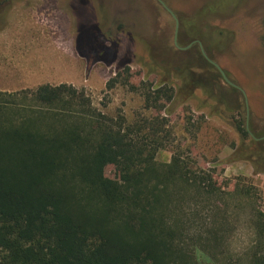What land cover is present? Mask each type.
<instances>
[{
    "label": "trees",
    "instance_id": "1",
    "mask_svg": "<svg viewBox=\"0 0 264 264\" xmlns=\"http://www.w3.org/2000/svg\"><path fill=\"white\" fill-rule=\"evenodd\" d=\"M246 1L210 0L196 13L195 26L200 20L208 28L207 21L227 8L239 10ZM148 8L152 14L164 12L155 3ZM150 20L149 38L143 41L149 59L142 68L146 78L155 75L159 81L143 94L145 109L166 104L169 116L182 92L192 98L191 92L201 91L210 116L224 119L240 137L233 161L247 162L254 174L264 175V139L257 140L264 134L251 137L245 130L242 93L227 84L222 93L209 81H194L192 67L175 66L178 52L157 50ZM191 34V42H200L206 52L215 48L213 40H231L229 34L208 39L198 26ZM191 48L206 74L207 68L215 69L198 44ZM175 81L182 87H176L178 94ZM112 86L114 82L107 85ZM232 97L242 101L239 121L232 116ZM170 146L173 139L164 118L138 117L128 123L123 115H102L71 85L0 91V264H264V212L256 206L251 185L236 182L232 191V199L244 204L240 207L247 211L253 237L244 259L231 262L234 256L224 249L222 230L207 228L206 239L189 235L203 222L204 207H198L203 204L213 216L227 220L226 208L210 204L215 197L224 200L226 193L183 153L158 163V152ZM108 166L117 170V179L105 176ZM189 202L198 207L194 213L184 210ZM194 246L205 252L204 261Z\"/></svg>",
    "mask_w": 264,
    "mask_h": 264
},
{
    "label": "rangeland",
    "instance_id": "2",
    "mask_svg": "<svg viewBox=\"0 0 264 264\" xmlns=\"http://www.w3.org/2000/svg\"><path fill=\"white\" fill-rule=\"evenodd\" d=\"M161 1L178 22L177 45L181 48L190 44L193 39L191 33L197 26L208 34V39L219 34L230 35L231 40L223 38L218 42L212 39V48H215L204 52L221 68L227 79L245 93L249 131L252 136H262L264 0H247L236 11L227 8L219 18L207 21L208 28L200 20L195 26L194 17L210 0ZM153 3L162 8L156 0H0V35L27 30L38 43L44 42V47L38 48L37 69L34 75L33 72L29 75L34 78V84L71 85L82 90L100 114L114 118L123 115L128 123L138 117L164 118L171 131L173 146L158 152L156 161L168 163L174 152L183 153L197 170L208 173L212 182L226 193L224 200L215 197L210 204L226 208L227 220L213 216L215 214L210 209H205L208 205L203 204L198 206L204 207L200 210L203 222L196 224L189 235H202L206 239L207 228L222 230L226 234L224 249L234 256L233 263L235 259H244L242 255L248 251L253 240L247 226V211L240 207L243 202L232 199L234 185L236 182L251 185L256 206L264 212V175L254 174L247 162L233 161L232 153L240 143V137L224 119L210 116L211 110L205 105L201 91L191 92L192 98L182 92L174 113L169 116L165 114L166 104L149 111L145 109L143 94H147L159 81L155 75L146 78V69L142 68V63L149 59L143 44L144 39L147 42L149 38V19V32L157 39V50L161 52L160 49L166 47L178 52L175 66L192 67L194 74L190 77L194 81H209L213 86H219L222 93L226 85L216 69L207 68L206 74V68L196 63V52L191 48L193 44L186 50L174 47L175 21L163 8L164 12L152 14L154 11L148 10V6H153ZM26 17H30L31 21L15 23ZM101 47L108 54H101ZM41 63H44V70ZM3 74L0 75V90L4 89L9 94L32 90L16 81V72ZM109 82H114L112 88L107 87ZM176 87L182 89L179 81H175V93L178 94L180 92ZM230 106L234 110L232 116L241 120L244 110L242 101L232 97ZM188 121L194 127H188ZM104 174L107 178L117 179V170L113 166L106 167ZM198 207L189 202L184 210L194 213ZM210 208L215 211V208ZM192 249L200 250H195V255L205 260L202 257L205 252L200 247Z\"/></svg>",
    "mask_w": 264,
    "mask_h": 264
},
{
    "label": "crops",
    "instance_id": "3",
    "mask_svg": "<svg viewBox=\"0 0 264 264\" xmlns=\"http://www.w3.org/2000/svg\"><path fill=\"white\" fill-rule=\"evenodd\" d=\"M29 21H31V18L26 17L18 19L15 23L20 24ZM40 42L38 43L36 39H33L27 30H17L13 34L0 35V75L4 76V72H16V81L20 84L23 83L24 88L33 89L36 86L38 87L34 84V78L31 79L29 75L32 72L34 75L37 69L38 48L44 47V42ZM40 66L44 70V63H41ZM0 91L7 92L4 89Z\"/></svg>",
    "mask_w": 264,
    "mask_h": 264
},
{
    "label": "water",
    "instance_id": "4",
    "mask_svg": "<svg viewBox=\"0 0 264 264\" xmlns=\"http://www.w3.org/2000/svg\"><path fill=\"white\" fill-rule=\"evenodd\" d=\"M161 6H162V8L174 19V21H175V33H174V37H173V45H174V47L176 48V49H178V50H186V49H188V48H190V46L192 45V44H194V43H196V44H198V46H199V50H200V53H201V55H202V57L209 63V64H211L216 70H217V72L219 73V75L221 76V78H222V80L227 84V85H229V86H231V87H233V88H235V89H237V90H239L241 93H242V95H243V98H244V104H245V109H246V121H245V130L248 132V134L251 136V137H253L252 136V134L250 133V131H249V127H248V103H247V99H246V95H245V93L239 88V87H237L236 85H234L233 83H231L228 79H227V77L225 76V74H224V72L221 70V68L216 64V63H214L213 61H211L207 56H206V54H205V52H204V50L202 49V45H201V43L200 42H198V41H194V42H192V43H190L189 45H187L186 47H184V48H181V47H179L178 45H177V27H178V22H177V20H176V18H175V16H174V14L164 5V3L161 1V0H156Z\"/></svg>",
    "mask_w": 264,
    "mask_h": 264
},
{
    "label": "flooded vegetation",
    "instance_id": "5",
    "mask_svg": "<svg viewBox=\"0 0 264 264\" xmlns=\"http://www.w3.org/2000/svg\"><path fill=\"white\" fill-rule=\"evenodd\" d=\"M264 139V135H263V137H261L260 139H257V140H263Z\"/></svg>",
    "mask_w": 264,
    "mask_h": 264
}]
</instances>
